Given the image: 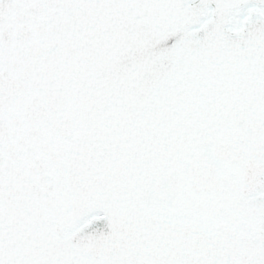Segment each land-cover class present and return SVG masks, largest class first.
<instances>
[{
	"label": "snow or ice",
	"instance_id": "obj_1",
	"mask_svg": "<svg viewBox=\"0 0 264 264\" xmlns=\"http://www.w3.org/2000/svg\"><path fill=\"white\" fill-rule=\"evenodd\" d=\"M0 264H264V0H0Z\"/></svg>",
	"mask_w": 264,
	"mask_h": 264
}]
</instances>
